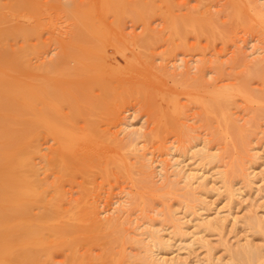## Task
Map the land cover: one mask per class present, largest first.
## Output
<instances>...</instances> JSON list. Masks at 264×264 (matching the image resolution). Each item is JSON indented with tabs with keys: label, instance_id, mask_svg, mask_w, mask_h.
<instances>
[{
	"label": "bare ground",
	"instance_id": "6f19581e",
	"mask_svg": "<svg viewBox=\"0 0 264 264\" xmlns=\"http://www.w3.org/2000/svg\"><path fill=\"white\" fill-rule=\"evenodd\" d=\"M174 1L0 0V264H264V211L261 214L258 211L247 212L238 217L230 210L233 208H230L232 201L242 196L243 191L249 188L259 190V186L255 185L259 174L255 167L264 152L259 154L254 146H247L250 144L244 137L250 138L251 131L255 132L253 130L259 123L253 120L264 110L254 109L257 113L255 117L251 116L253 119L248 123L252 130L247 129V134H244L241 132L243 126L236 123L227 108L228 103L234 104L235 100H227V104L222 101L228 99L225 95L231 96V92L211 88L212 94L207 98L190 94L191 101L202 110V118L198 116L206 125L200 121L201 125L214 126L215 134L212 135L215 138L212 136L211 139L215 142L228 137L229 141H224L228 143L227 147H231L230 151L233 148L235 152H241H237L238 155L224 163L226 167L222 168L218 163H214L217 166L210 163L218 161L216 155L232 157V153L226 154L225 150L229 151L226 146L219 154L211 151L212 143L204 139L199 140L202 141L200 146L198 142L190 143L195 138L191 134L194 128L188 127L182 120L188 113L178 98H172L169 112L159 110L154 104L155 73L159 70L165 75L167 72L161 65L154 64L155 59L151 57V46L162 39L163 30L158 31L161 36L152 32L149 20L158 12L159 3L170 8ZM245 1L255 9L256 20L264 23V3L259 0ZM61 11L73 18V22L71 17L68 20L72 24L68 25L67 36L54 37L51 33L49 38L42 37L45 31L51 32V16ZM109 14L111 18L107 19ZM162 16L169 35L177 36L183 44H187L183 39L188 31L195 38L217 37L224 43L232 39L231 32L237 23L251 26L250 21L243 18L236 23L218 25L206 9L189 12L179 20L171 11ZM46 18L48 21H45ZM126 18L141 23L142 31L138 35L125 33L123 24ZM263 31L261 26L260 37H263ZM55 43L58 50L52 58L40 61L41 55ZM131 43L144 49L150 47L151 56L147 55L144 62L135 61L138 54L134 51L136 57L128 55L131 60H124L122 65L117 66L116 62L112 65L107 61L106 47L109 44L125 57V48L128 44L132 47ZM148 57L150 60H147ZM245 59L241 56L243 62H246ZM70 60L73 65H69ZM203 66L204 62H200L197 67L199 74L194 77L192 74L196 83L187 77L190 67L181 72L190 82L184 83L191 85L184 84L186 88L195 84L201 89V86L207 85L200 74ZM249 70L253 75L247 71L248 75L256 76L264 83V57H256ZM244 78L246 76H242L246 81ZM239 84L233 88L236 89L235 95L239 92L240 95L245 94L250 89ZM248 92L253 93L251 89ZM132 100L141 102L152 115L154 125L149 137L155 142V149L163 153L172 149L170 164L164 158L158 160L163 177L161 185L153 182L155 167L153 158H149L153 154L146 157L145 147L142 153L139 148V138L147 136L145 139L150 141L148 135L140 126L134 128L132 123L122 120L121 114L133 105ZM247 100L250 102L251 99ZM209 120L211 123L215 120L218 127L222 125V129H215ZM167 131L175 134L178 141L175 148H165L164 133ZM121 132L125 136L119 138L118 133ZM49 141L51 143L47 145ZM129 152L136 156L134 163L130 161L132 156L128 159ZM187 153L195 158V165L188 166L185 162ZM174 154L180 158L177 159ZM262 161L264 164V158ZM131 162L133 166L137 165L133 168ZM206 165L212 168L205 169ZM133 173L139 177L136 179ZM207 175L219 183L215 188L217 194L224 193V197L231 202L230 206L227 204V209L221 206L214 209L205 198L212 189L207 186ZM113 176L136 179L130 196L133 206L124 207L127 208L124 210L121 208L114 216L102 218L96 201L97 189ZM237 183L242 184L235 187ZM66 184L78 191L74 201L65 198ZM171 194L176 195L179 210L167 203ZM152 196L164 205L159 224L151 216H143L141 223L131 225V229L126 227L129 222L132 223L128 217L131 210L137 207L144 211ZM259 206H264V203ZM135 216L137 219L138 215ZM230 220L234 229L241 224L249 229L251 235L259 234L263 243L253 242L248 237L249 233L228 243L222 233L225 223ZM165 229L168 231L163 233ZM210 233L220 235L221 255L215 256L207 238ZM191 244L205 249L203 257L197 255L193 260L189 256L190 261L176 255L178 253L172 255L174 250L171 248L174 246L182 250V246L187 248ZM95 246L100 249L97 256L92 254ZM57 255L61 258L56 259Z\"/></svg>",
	"mask_w": 264,
	"mask_h": 264
},
{
	"label": "rangeland",
	"instance_id": "374dc122",
	"mask_svg": "<svg viewBox=\"0 0 264 264\" xmlns=\"http://www.w3.org/2000/svg\"><path fill=\"white\" fill-rule=\"evenodd\" d=\"M61 1H64V0H61ZM259 1L261 3H264V0H259ZM203 9H206L207 11L212 13L213 19H214L215 23L218 25L219 24L227 25L228 22H235L236 23L240 18H243L245 20L250 21L251 26L245 27V26H243V24L237 23L236 26L234 27L233 31L231 32L232 39L228 40L224 43L217 37H215L214 39H211V38L206 39L203 36H200L199 38H195L194 34H192V32H190V31H188L186 33V37L183 39L184 43L186 42L187 44H183L182 40H179V38L177 36L174 35V37H171V35H169V31H168L169 28L164 25L165 20L162 19V17H163L162 15L168 14L169 11H171V14H174V18L179 20L181 18H184V16L189 12H192V11L201 12ZM231 10H233V12H232V14L230 13V15H229L228 12H230ZM254 10L255 9H253V7L247 5L245 0H201V2H199L198 0H175L174 4L170 8L164 3H159L158 12L156 14H154L149 20V24H150L149 28L151 27L150 29H152L151 30L152 32H156L161 36L160 32L163 30L162 31V33H163L162 39H160V41H157L156 43L152 44V46H151L154 48V49L152 48L153 51L150 49V47L148 49L147 48L144 49V47L138 46L137 44L136 45L134 44L135 45L134 46L131 43L132 47L128 44L127 48H125L126 50L129 48L130 50L129 49H128V51L125 50V57H124V55L120 54V52L118 53V51L114 45L109 44L106 47V52H108L107 57L109 58V56H110L109 59L107 58V61L109 60V63L112 65L116 64V63H117L116 64L117 66L120 64L122 65L124 60H129V59L131 60V58H129L130 56L132 57V55H134V58H135L136 53H134V51H136L138 54L137 55L138 57L135 59V61H138V59H139L140 61L144 62L147 58V55L151 56L149 51H148L150 49V52H152L151 57H153V59H155L154 64H157V66L161 65L162 67H164L166 69L165 72H167V74H165V75H162V73H160L159 70L156 72V73L159 72L158 74L155 73V77H154L155 82H154V88H153L154 104L156 105V107L159 110L169 112L172 109L171 108L172 107V103H171L172 98L174 96L176 98H178L180 100V102L186 106L185 111L188 113L187 117H185L182 120L183 121L185 120V124L188 127L194 128V130H192L193 133H191V134H193L195 136V138L193 140L190 139L191 140L190 143L193 144V142H194V144H196L198 142L197 145L200 143L198 145V146H200L202 141L199 142V140H203V139L208 140V143L210 142V143H212L211 145H213V146H211V147H213L211 149V151L215 150L214 152L217 151L219 154V152L220 153L224 152L223 151V150H225L224 147L228 144V143L226 144L225 141L227 140V142H228L229 139H228V137L226 140L223 139V141L225 140L224 142L222 140L218 141L219 139H216V141L214 142V140L211 139V137L213 136L212 134H215L213 132L214 126L213 127H211L210 125H209L210 127H208V125L205 126L206 124L204 123L203 119H199V116H201L200 114H202V110L196 103L191 101L190 94L197 95L198 97L201 96L203 98H207L209 94H212V92L210 91L211 88H213L214 90L216 88L226 89V91L231 92V96L225 95V97L228 99H224V100L222 99V101H225V103L227 104V102H226L227 100H228V102L235 100L234 104H232L233 102L231 104L228 103L230 109H229V107H227V108H228V110H230L232 112L231 116L235 117L236 123L238 122L241 124V126H243V131H241L242 133L247 134V129H249V130L251 129L250 126H249L250 128L248 127V123H251L250 119H253V117H255L254 114L257 113V112L254 113V109H257V110L259 109L260 112H261V110H264V94H263L264 93V83L262 82V80L260 78H258L256 76H250V74L248 75V73H247V71L248 72L250 71L249 69L251 68L252 63L255 61L256 57L257 58L258 57L259 58L264 57V42H263L264 31H263V37H260L258 35V33H260L261 26L264 27L263 26L264 23L258 22L256 20V14H255ZM61 12L60 13L57 12V14L54 13V16L53 15H52L53 17L51 16V19L53 21V24L51 26V32L45 31L42 37L49 38L51 33L53 34L54 37H66L67 36V30L69 29L68 25H69V27L71 26V24L73 22V18L71 17V15L69 13H65L63 11H61ZM65 15H67L68 18H67V16L65 17ZM109 16L111 18V15L109 14L107 16L108 17L107 19H109ZM69 19H71L72 22H70L71 20L68 21ZM45 21H48V19ZM123 26H124V31H126L125 33L128 34L129 36L133 35V34L138 35L140 33V31H142V25L140 22H135V21H132L128 18L125 19ZM257 29H259V31H257ZM159 30H160V32H158ZM113 48H114V50H113ZM133 48H135V49H133ZM137 49L139 51H137ZM57 50H58V47H57L56 43L53 45H50L49 48L47 49L46 53H43L39 60L40 61L41 60H48V59L52 58V56L54 55V53ZM145 50L147 52H145ZM115 51H116V53H115ZM139 52H140V55H139ZM111 54H113V55H111ZM145 54H146V57L144 59ZM261 54H262V57H261ZM128 55H130V56L128 57ZM256 55H258V56H256ZM120 56H123V57H120ZM164 56H166V57H164ZM241 56H244V58H246L245 59L246 62H243L241 60ZM162 57H163V59H162ZM125 58H127V59H125ZM202 58L205 59V61ZM251 58L252 59L254 58V61ZM147 60H150V58ZM200 62H204V66L202 69L203 71L202 70L200 71L201 72L200 74H202V76H201L202 80L204 82L202 80H201V82L207 83V85L204 84V86L206 85L208 87V88L206 87L207 90H209L208 93H206L207 90L205 89L204 86H201V89H202V87L204 88V89H202L203 91L200 89V87L198 85H195V84L193 86L196 88H194L193 86L191 88H189V87L186 88V86L190 85L189 84L190 82L188 81L186 76L184 77L185 74L184 75L181 74V72L183 70H185V68L190 67V68H188L189 70H188L187 75H189V76H187V77L188 78L190 77L193 80L191 82H194L195 78H193V77L196 76V74H199L197 72V67L200 64ZM73 63L74 62H72V60L69 61V65H73ZM216 63L218 64V66H216L217 65ZM116 65H114V66H116ZM178 65L179 66L182 65V66L179 67ZM215 66H216V68H215ZM155 67L156 66H154V68ZM219 67H221L222 70H220ZM164 68H163V71H164ZM155 69H157V68H155ZM179 69H181V70H179ZM194 72H196V73H194ZM249 73H251V72H249ZM174 74H175V76H174ZM192 74H193V77H192ZM242 76H244V77L246 76V79L244 78L246 81H244L242 79ZM197 77H198V75H197ZM247 77H248V79H247ZM190 78H189V80H191ZM184 81L189 82L188 83L189 85L187 83H184ZM194 83H196V82H194ZM244 83H245V85H248V86L246 87L244 85ZM184 84H186V86ZM191 84H193V83H191ZM238 84L242 85L245 89L250 88L251 91L253 92V93L250 92L252 94V96H250L251 94L248 92V90L250 91V89H248L247 93H245V94L241 93V95H240L239 94L240 92L238 91L239 93L235 92V93H237L235 95L234 91L236 89H233V88H237L236 85H238ZM197 86L199 87V89ZM204 90H206V92ZM233 94H234V97H233ZM242 94L244 95L245 98L242 96ZM254 96L257 98V100H256V98H255V100L253 99ZM260 96H262L263 99H261ZM189 97H190V100H189ZM232 97H233V99H232ZM239 97H242L243 100ZM258 97H260V98H258ZM193 98H194V96H192V99ZM247 99H251L253 101L250 100V102H249ZM131 102L133 105L132 106L130 105L129 108L125 109L126 111L124 110L122 112V114H121L122 120L129 122V123H132V126L134 125L133 126L134 128H138L140 126L141 129L143 128L142 131L145 133V135H148V137H149V134L151 132L150 129H153L151 127H153V125H154L152 122V115H149L148 111L145 109V107L142 105L141 102H136L134 100H132ZM246 106L249 109H247ZM262 106H263V108H262ZM257 110H255V111H257ZM263 112L260 113L261 115L260 114L257 115V118L253 120V121L256 120L255 123L256 124L259 123V125H256V129L253 130L255 132H252L251 131L252 129L250 130L251 133H250V131H248L250 133V135L252 134V136H250V138L244 137V139H247L249 141L250 145H247V146H254L256 152L257 153L260 152L259 154H262L264 152V115H262ZM172 115H174L173 112H172ZM251 116H253V117H251ZM201 118H202V116H201ZM200 121L203 122V124H205L204 125L205 127L203 125H201ZM209 124L215 125V129H219V128L222 129V125H219V127H218V124H216L215 120H213L212 123L209 120ZM244 124L246 125V129H244L245 128ZM250 125H253V124H250ZM253 128H255V127H253ZM244 130L246 131V133ZM214 131H216V130H214ZM173 133H174L173 131H167L166 133H164L165 135L163 134L164 137L166 136L165 137V146H166L165 148H167V149H168V147H174L175 148V146H177V144H178V141L175 138V134H173ZM118 136H119V138H122L125 136V133H123V132H121L120 134L118 133ZM146 137L147 136H145L144 138L140 137L139 138V144L140 145L139 144L138 145H139L141 153L144 152V150L142 148L145 147L146 157L147 156L149 157V155L153 154L151 157H149L150 159L153 158L152 163L154 162L153 166L155 167V168H153V170H154L153 182L156 185H161L160 183L162 182L163 177L161 174L162 171H161L160 167L157 165L158 160H161V159L164 160L165 159L166 160L165 162L170 164L172 162V159H173V158L171 159V157H170V150H172V149L166 150L165 153L158 152L157 149H155V142L151 141L152 139L150 137H149L150 141H148L147 139H145ZM209 139H211V141H213V142L209 141ZM247 140H245V143L247 142V144H248ZM185 142L187 144V141H185ZM50 143H51V141H49L47 143V145ZM223 144H224V146H223ZM227 149L229 151L225 150L227 152L226 154L232 153V157H231V155L227 156L224 154L225 155L224 156L225 158H224V157H222V154H221V156H220L221 159H220V157H219L220 154H219V155H216V156H218L217 158H219L218 161H215L213 163L209 162V163L211 165H213L214 163H218L219 167L223 168L225 164H227L232 158H234L236 156V154L238 155V153H241L238 151H237L238 153L235 152L236 150H234L233 148L230 151L231 147H227ZM166 152H168V154ZM177 154H174V156H176V158L178 159L180 157ZM128 155H129L128 159L133 157L132 159H130V161H132L133 163H134V161L137 160L136 158L134 159V157H136V156H132V153L129 152ZM263 156H264V154L261 155L262 158L259 157L261 159L257 160L258 164H256V167H255V171L257 173H259L256 176L257 179H255V181H256L255 185L257 187L259 186L258 187L259 190L257 189L258 191H256V189L251 187L252 189L249 188V190L243 191L244 194L242 196H238L234 201H232L233 206L232 205L230 206L231 202L229 203L227 198L224 197L225 196L224 193H222V195H220L221 193L217 194V192H216L217 190L215 188H217V186H218L217 184H219V183L212 181L211 179H209V177L207 175V177H208L207 186L212 187V189H209V190H211V193H210V191H208L209 195H205V198L207 197L206 199H208L207 201L210 203V206L213 207L214 209H217V207H220V206H221V208L225 209V207H226V209H227V207L229 205L230 208L233 207L230 209L231 212L234 213L235 215H237L238 217H241V216L247 214V212L252 213L253 211H258V213L261 214V211L262 210L264 211V206H262V207L259 206L262 202L264 203V172H263L264 171V164L261 163V161L264 158ZM186 157L187 158H186L185 162H187L188 166H191V165L193 166V164L194 165L196 164L195 158L190 153H187ZM223 158H224V160H223ZM219 160L221 161L220 163H219ZM132 162H131V164H132ZM136 165L134 164V166H136ZM134 166L132 164L133 168H134ZM215 166H217V164ZM225 167H226V165H225ZM208 168H212V166L206 165L205 169H208ZM135 169H137V168L135 167ZM169 170H170V168H169ZM260 171H262L263 173H261ZM134 172H136V170ZM136 173H133V174L135 175V177L137 179L139 177V175H137ZM136 179L135 178L132 179L131 177H129V179H128L127 177H124V176H118L116 178L113 176V177H110L108 181L103 182L98 187L97 193H96L97 194L96 201H97V205H98V210L100 211V213H102V214H100V216L102 218L114 216L115 214H117L118 210H120L121 208H122V210H124V209H127L124 207H129L132 205L130 203L131 202L130 196H131V193L133 194V192H131V191L134 190L133 188L135 186H133L134 185L133 182L135 183L134 180H136ZM97 181H100V177H97ZM239 184L237 183L235 187H240L242 183H239ZM64 188H65V193H66L65 196H67V197H65L66 200L69 199L71 201H74L76 199V197L78 196L77 189L75 187H71L67 184L65 185ZM246 188H244V189H246ZM208 192L206 194H208ZM156 198H157L156 196L151 197L150 203L144 207V211H141L137 207L135 209L131 210L128 217L130 220L132 219L131 220L132 223L130 224V222H129L126 225V227L130 228L131 225L133 226V224L141 223L143 220V216H151L152 218L155 219L154 222L157 224L159 222V220L162 218L161 212L163 210L164 205L160 199L158 200ZM176 198H177L176 195L174 196L173 194H171L170 198L167 200V203L172 208L179 210V206H177ZM226 201H228V202H226ZM66 205L68 207V204L65 203V207H66ZM214 205L216 208L214 207ZM221 210L222 209H220V211ZM135 215H138L137 219H136L137 216H135ZM223 229L224 230H223L222 235L224 236L225 240L228 241V243L229 242L233 243L237 237H243L244 234L248 235V233H249L248 237L251 238L253 242L259 243V244L263 243V239L258 236L259 234L251 235L249 229L245 228L244 226H241V224H238L234 229L232 227L231 220L227 221L225 223ZM166 230L168 231V229H165V231H163V233H166L167 232ZM207 238L209 239L210 244L214 248V250L213 249L212 250H213L215 256L221 255L223 253V250L221 249V246L219 244L220 235L217 233H210V235L207 236ZM181 245H183V244H181ZM182 247H181L182 250H180V249L177 250L178 248H176V246H174L173 248H171L172 250H174V252L172 251L173 254L172 253H170V254L175 255L176 253H178L176 255H178L180 257H183L186 259L189 258L188 260H190L192 257V259L194 260L195 256L197 257V255H198V257L201 258V256L204 255V253H205V249L201 246H198L197 244H191V246L189 245L187 248H185V247L182 248ZM128 249L129 248H127V250ZM175 249H176V252H175ZM99 250L100 249L98 246L93 247L92 248V254L94 256H97L96 254H98ZM130 251H133V250H130ZM187 251H190V252H187ZM179 253H180V255H179ZM189 256H191V257H189ZM60 258H61L60 255L56 256V259H60ZM183 258H181V259H183ZM192 259L190 261H192Z\"/></svg>",
	"mask_w": 264,
	"mask_h": 264
}]
</instances>
